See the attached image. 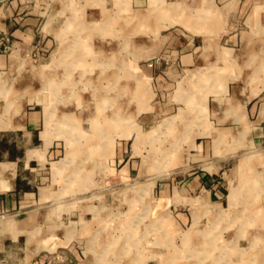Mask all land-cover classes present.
<instances>
[{
	"label": "rangeland",
	"instance_id": "rangeland-1",
	"mask_svg": "<svg viewBox=\"0 0 264 264\" xmlns=\"http://www.w3.org/2000/svg\"><path fill=\"white\" fill-rule=\"evenodd\" d=\"M253 1L257 7L248 13V20L245 16L233 28L239 34L258 36L264 49V0ZM48 3V0H35L32 4L45 12L46 18ZM193 6V0H169L167 10L154 8L141 12L139 18L145 21L139 26L138 19L135 25L129 24L132 15L124 13L125 3L121 1L119 10L104 13V17L115 18V23L106 27L101 21L98 27L103 31L95 32L97 39L112 34L116 40L66 43V54L61 60L56 59V73L49 72V60L40 62L30 55L14 61L19 72L0 77V83L6 81V89L2 87L0 93L9 103L34 97L41 103L39 108L46 117L50 114L72 118L69 123H60L62 128L68 126L73 137L72 146L63 150L57 159L67 165L52 186L60 196L44 204L41 211L51 213L50 218H43L39 227L36 225L34 231L30 229L29 234L20 237V243L40 241L60 247L70 241L75 250L80 251L81 233L86 228V250L92 256H100L98 264H264V214L247 216L258 213L255 202L244 204L242 212L241 209L216 210L210 217L195 219L193 225L197 231H202L196 235L191 233V222L181 219L182 211L174 205L176 180L200 170V166L207 163L205 153L192 147L197 136L188 133L204 128L208 122L183 120L186 109L173 121H166L162 115L153 122L143 121L158 92L144 77L140 59L133 56L134 46L130 40L135 36V46L141 48L144 45L141 39L158 29L165 19L169 23L173 18L197 19L194 13L198 11H193ZM223 7L224 4L216 0L215 11L207 20L214 25H205L210 30L212 48L224 32L225 20L228 22L226 31L230 29L231 20L225 18ZM12 8L8 1L0 3V15L6 16V10ZM207 14L204 11L200 15L206 18ZM66 18L70 16L66 14ZM175 25L184 26L179 22ZM175 29L193 36L192 32L174 24L166 26L168 32ZM81 32L90 35V27L72 26V35ZM203 48H206L205 43ZM191 90L192 104L199 102L198 114L206 118L207 111L202 104L209 89L194 85ZM194 112L191 118L199 116ZM146 158L151 162H145ZM233 164L230 162L227 168L229 175ZM214 172L218 174L217 170ZM224 187L226 195L236 190L237 197L240 196V186L226 184ZM25 222H28L26 228L31 218ZM13 248L7 250L4 264H22V251Z\"/></svg>",
	"mask_w": 264,
	"mask_h": 264
},
{
	"label": "crops",
	"instance_id": "crops-1",
	"mask_svg": "<svg viewBox=\"0 0 264 264\" xmlns=\"http://www.w3.org/2000/svg\"><path fill=\"white\" fill-rule=\"evenodd\" d=\"M5 1L13 10L7 9L6 16L0 15V37H9L12 49L11 53L0 49L1 79L19 72L14 64L19 58L31 55L40 62L49 60V72L56 73V59L61 60L66 54V43L116 40L112 34L97 39L95 32L101 21L106 27L115 23V18L104 17V13L119 10L121 1L125 3L124 13L132 15L129 24L135 25L138 19L139 26L145 21L139 18L141 12L154 8L167 10L169 3V0H48L49 13L45 18V12L32 4L35 0ZM217 1L224 4L225 18L229 17L231 22L229 31H226L228 22L225 20L224 32L216 39L213 48L210 30L205 25L211 24L208 21L215 11L216 0H193L192 9L198 11L194 13L197 19L182 18L199 28L201 34L181 25L174 26L192 32L193 36L176 29L168 32L166 26L170 23L165 19L159 23L158 29L141 39L143 47L135 46V36L130 40L134 46L133 56L140 59L139 67L144 77L158 92L143 121L153 122L159 115L165 116L168 122L173 121L186 109L183 120L189 118V122L199 124L208 122L204 128L192 129L193 132L188 133L197 136L192 147L205 153L207 163L200 166V170L176 180L174 192V205L182 211L179 216L187 223L191 222L194 235L202 232L193 225L195 219L205 215L210 217L216 210L241 209L242 212L244 204L255 202L258 213L247 216L261 217L264 214V49L258 36L239 34L233 28L245 16L248 20V13L257 6L253 0ZM71 9L75 12L72 13ZM233 9L237 10L233 12ZM204 11L208 12L206 18L200 15ZM72 15L76 18L73 19ZM90 15L100 16L93 20ZM199 18L208 21L204 23ZM64 19L67 21L63 24ZM77 25L90 27L91 34L72 35L71 28ZM99 30L103 31V28ZM201 37L204 40H200ZM204 43L206 48H203ZM194 85L209 89L202 104L207 111L206 118L199 115V102H191ZM2 87L6 89V81L2 83L1 80V91ZM176 89H182V92L176 93ZM187 89L191 91L185 92ZM8 106L15 108L9 109ZM39 106L41 103L34 97L9 103L0 93V264L7 261V250L13 247L22 251V264H98L100 256H92L86 250V228L81 233L80 251L75 250L70 241L60 247L40 241L20 243V237L29 234L30 229L34 231L36 225L39 227L43 218H50L51 213H44L41 209L60 196L52 186L67 165L57 159L73 141L68 126L62 128L60 124L69 123L71 116L52 117L49 114L46 117ZM192 111L199 116L191 118ZM232 161L234 164L230 166L229 175L227 168ZM211 170H217L218 174ZM226 184L240 186V196L237 197L236 190L233 195H226ZM21 217L22 220H17ZM30 218L31 224L21 227ZM48 234L51 235V231ZM99 244L102 247V242Z\"/></svg>",
	"mask_w": 264,
	"mask_h": 264
},
{
	"label": "bare ground",
	"instance_id": "bare-ground-1",
	"mask_svg": "<svg viewBox=\"0 0 264 264\" xmlns=\"http://www.w3.org/2000/svg\"><path fill=\"white\" fill-rule=\"evenodd\" d=\"M207 16H208V14H207ZM172 21H170V24L172 25V24H174L175 25V23H177V22H179V23H181L182 25H184V26H186V27H190V28H192L191 30H194L195 32H200L201 30L198 28V29H196V28H194V26H192V25H190L188 22H185L184 20H180V18H173V19H171ZM193 22V21H192ZM196 24V23H195ZM170 25V26H171ZM145 162H147V163H150L151 162V160H150V158H146L145 159ZM232 195H233V193H232ZM26 223H28V222H25V223H23V226H21V227H25V224ZM191 233H193V232H191ZM210 263V262H209Z\"/></svg>",
	"mask_w": 264,
	"mask_h": 264
},
{
	"label": "built area",
	"instance_id": "built-area-1",
	"mask_svg": "<svg viewBox=\"0 0 264 264\" xmlns=\"http://www.w3.org/2000/svg\"><path fill=\"white\" fill-rule=\"evenodd\" d=\"M0 49L4 53H7L12 49V44L9 37H5V36L0 37Z\"/></svg>",
	"mask_w": 264,
	"mask_h": 264
},
{
	"label": "water",
	"instance_id": "water-1",
	"mask_svg": "<svg viewBox=\"0 0 264 264\" xmlns=\"http://www.w3.org/2000/svg\"><path fill=\"white\" fill-rule=\"evenodd\" d=\"M2 1H5V0H0V2H2Z\"/></svg>",
	"mask_w": 264,
	"mask_h": 264
}]
</instances>
